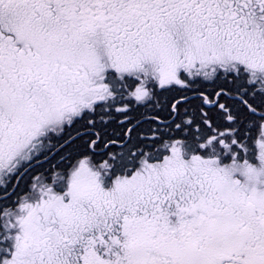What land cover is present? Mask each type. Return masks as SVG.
I'll use <instances>...</instances> for the list:
<instances>
[{
  "label": "snow or ice",
  "instance_id": "6c2138e0",
  "mask_svg": "<svg viewBox=\"0 0 264 264\" xmlns=\"http://www.w3.org/2000/svg\"><path fill=\"white\" fill-rule=\"evenodd\" d=\"M0 264H264V0H0Z\"/></svg>",
  "mask_w": 264,
  "mask_h": 264
}]
</instances>
